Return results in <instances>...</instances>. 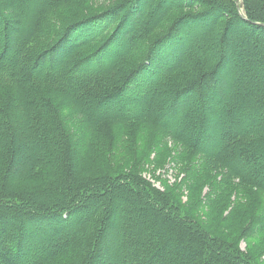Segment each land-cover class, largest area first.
Wrapping results in <instances>:
<instances>
[{
	"label": "trees",
	"instance_id": "1",
	"mask_svg": "<svg viewBox=\"0 0 264 264\" xmlns=\"http://www.w3.org/2000/svg\"><path fill=\"white\" fill-rule=\"evenodd\" d=\"M148 1L0 0V264H260L142 165L155 153L205 190L209 218L230 208L213 221L264 243V118L247 112L264 111V81L226 86L236 36L260 44L234 67L264 69V0H157L140 28ZM208 25L211 49L188 43Z\"/></svg>",
	"mask_w": 264,
	"mask_h": 264
},
{
	"label": "rangeland",
	"instance_id": "2",
	"mask_svg": "<svg viewBox=\"0 0 264 264\" xmlns=\"http://www.w3.org/2000/svg\"><path fill=\"white\" fill-rule=\"evenodd\" d=\"M157 0H149L147 3V7L145 9V11L143 13H141L138 16V20H140L141 23H139V27L141 28L143 25L142 23L146 20L145 18L148 16V14H151V17L154 16L155 12V4H156ZM238 3V1H237ZM89 7H92L89 4ZM68 13H63L62 14V24H65L66 22L69 21L70 16L67 15ZM28 15H25L24 21L25 24L28 26L29 22H28ZM195 22H189V24L187 26H194L195 24L197 25ZM199 23V22H198ZM138 26L133 27L130 31L129 34L133 35L136 30H137ZM220 27H215L214 28L212 26H200V28L198 30H196V32H194L192 34L191 37H189L188 39V43L191 45H195V44H199L204 45V43L206 44V46L204 47V49H206L207 47H209L211 49L212 45L215 42L216 39V34L218 32ZM260 38V37H258ZM255 39V38H254ZM252 39L250 40L249 38H244L243 34L240 36H236L235 39L232 41L233 42V49L236 51H241L242 53L239 54L238 56H234L233 62L231 63L230 66V70L231 73L233 74V76L230 77V79L227 81L226 80V86L229 88V90H231L232 88H235V83L236 82H240V83H249V79L250 78H254L257 84V81H264V69L260 70L261 72H257L255 71L253 68L248 67L247 65H241V66H235V64H241V61L243 60V51L240 49L242 47H245L246 43L248 41H250V43L252 45H254L255 47L259 46L260 42L256 43V41ZM125 42L127 43V38H125ZM258 48V47H257ZM8 62H10L13 58H14V51L13 49H11L8 53ZM213 53L211 52V50L207 49L205 50V55L207 57H210ZM229 64V63H228ZM66 64L63 65V67ZM230 65V64H229ZM228 65V66H229ZM245 87V86H244ZM246 88H244V90L238 88L236 89V93L237 94H242L246 92ZM234 91V90H233ZM196 96V92L193 91V93L191 94V100L190 103H192L195 99ZM227 96V95H226ZM147 101H152V98L149 97L147 98ZM144 104V102L139 103V105H136L137 107H141ZM187 106V104L185 105V107ZM223 101H219L217 103L214 104V110L216 111L217 114L222 115L224 114V110H223ZM115 106H113L114 108ZM248 119L249 120H253V119H258L259 117H263L264 118V111L263 110H254V109H250L248 108ZM163 110H161L158 114L162 115ZM180 115L176 114L175 118L177 119ZM247 119V120H248ZM246 126V125H244ZM229 130V129H227ZM169 146H173L172 144H169ZM20 151V150H19ZM155 154V153H154ZM154 154H152L149 157V160L144 163L142 165L143 167V176L151 177L152 179H154L155 181H152L153 184H155V186L160 187V188H165L164 186L167 185L168 188H171L172 186H176L179 190V194L177 195L178 197V201L180 202V204L185 208H191L193 213H194V217L202 223L203 226L206 227V229L208 231H210L209 229H213L214 226L217 225L218 230L217 231H213L215 235H217L216 237L219 238L222 241H229V242H234L236 244H238L240 250H242L243 252H249V256L251 254H253V259L256 260L258 263L260 264H264V243L263 241H261V239H258L254 234H249L248 233H242V228L240 226H238V230L237 228L234 229V226L232 224H219L216 223V219L222 220V221H226V219L223 220V218H227V216L229 214H232L231 210H229L228 208L225 209L224 212H221V214H216V217L214 219L209 218L208 216V212L205 209V205H206V200L203 199V195L205 190L199 191L197 192L196 190L191 191L189 186L185 183V181L180 183V179L182 177L181 173H177L176 171V176L175 177V173L172 170H168L165 165H154L157 161H155L153 159ZM122 160H126V158L124 156H119V158L116 159V161H122ZM115 161V160H114ZM233 163L236 164V160H233ZM261 167L264 168V160L260 161ZM131 166V165H129ZM154 166V167H153ZM159 176V177H158ZM178 179V180H177ZM217 179V178H216ZM206 187V186H205ZM167 189V188H165ZM170 191V190H169ZM245 193V192H242ZM255 196V195H254ZM257 199H253L252 201H249V205H253L254 203H259L260 204V197L256 196ZM123 203H116L113 206H117L113 207V214L114 216H121L122 213L126 212L123 209ZM255 209V208H253ZM251 209V210H253ZM250 210V211H251ZM248 215H249V219L251 214L248 211H244L243 212V216H242V220L245 221H249L248 219ZM216 220V221H213ZM213 221V222H211ZM218 222V221H217ZM247 223V222H246ZM213 227V228H212ZM112 230H114V227H111ZM43 246H38V247H34L31 250H29L30 256H29V260H34L35 259V255H37L39 252H41Z\"/></svg>",
	"mask_w": 264,
	"mask_h": 264
}]
</instances>
